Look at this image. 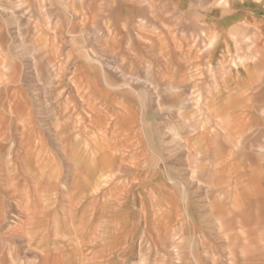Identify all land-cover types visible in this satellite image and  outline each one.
Wrapping results in <instances>:
<instances>
[{"label":"crops","instance_id":"0c3cea01","mask_svg":"<svg viewBox=\"0 0 264 264\" xmlns=\"http://www.w3.org/2000/svg\"><path fill=\"white\" fill-rule=\"evenodd\" d=\"M47 86L56 102L71 91L104 115L123 110L117 155L144 174L129 197L145 221L122 218L137 245L168 244L172 264H196L177 259L185 246L198 264H231L243 247L264 264V0H0V141L12 128L32 139L30 99ZM143 109L158 116L124 122ZM153 126L168 149H145ZM3 172L0 264H50Z\"/></svg>","mask_w":264,"mask_h":264},{"label":"rangeland","instance_id":"374dc122","mask_svg":"<svg viewBox=\"0 0 264 264\" xmlns=\"http://www.w3.org/2000/svg\"><path fill=\"white\" fill-rule=\"evenodd\" d=\"M50 88H39L30 99L34 105L32 139L12 128L9 136L15 139L0 141L2 186L17 189L19 198L12 206L15 217L19 218L21 212L30 224H39L38 233H45L51 246L54 260L50 264H172L176 258H171L174 248L162 243L151 247L145 238L137 245V238L123 230V217L145 221L146 216L143 211L137 217L144 206L129 197V188L139 184V175L143 183L144 174L137 173V167L132 170L127 157L117 155L121 138L116 132L120 131L118 123L123 110L108 109L109 117L102 108H88L90 102L71 91L56 102V94ZM157 116V110L143 109L142 115L130 112L124 122H137L140 118L144 123V119L151 121ZM114 119L115 131L102 130L107 138H100L97 126L101 129V125ZM153 129L151 139L144 142L145 149H168V138L159 132V126ZM126 144H132L131 140L126 139ZM122 158L126 162H121ZM4 176L9 184L3 182ZM1 193L8 198L7 191ZM128 241L134 244L129 250ZM231 251L227 256L231 264H259L252 256L263 254L256 250L257 253L247 255L243 247L236 246ZM13 257L16 264H27L25 259L17 260L15 254ZM179 258L202 263V259L192 258L186 246L179 250Z\"/></svg>","mask_w":264,"mask_h":264}]
</instances>
